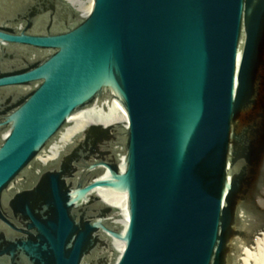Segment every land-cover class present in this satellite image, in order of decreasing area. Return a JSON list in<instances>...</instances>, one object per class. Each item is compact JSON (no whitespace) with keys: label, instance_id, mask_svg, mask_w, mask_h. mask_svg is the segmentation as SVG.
Instances as JSON below:
<instances>
[{"label":"water","instance_id":"obj_1","mask_svg":"<svg viewBox=\"0 0 264 264\" xmlns=\"http://www.w3.org/2000/svg\"><path fill=\"white\" fill-rule=\"evenodd\" d=\"M0 264H264V0H0Z\"/></svg>","mask_w":264,"mask_h":264}]
</instances>
